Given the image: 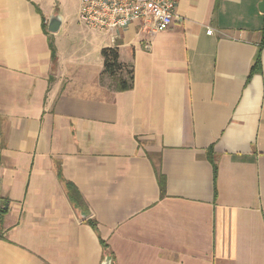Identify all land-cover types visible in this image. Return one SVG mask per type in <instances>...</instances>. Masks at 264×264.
Listing matches in <instances>:
<instances>
[{"label":"crops","instance_id":"crops-1","mask_svg":"<svg viewBox=\"0 0 264 264\" xmlns=\"http://www.w3.org/2000/svg\"><path fill=\"white\" fill-rule=\"evenodd\" d=\"M260 2L177 0L145 37L0 0V264H264Z\"/></svg>","mask_w":264,"mask_h":264},{"label":"built area","instance_id":"built-area-1","mask_svg":"<svg viewBox=\"0 0 264 264\" xmlns=\"http://www.w3.org/2000/svg\"><path fill=\"white\" fill-rule=\"evenodd\" d=\"M176 4L177 0H80L78 21L107 34L137 25L140 34L151 37L170 28Z\"/></svg>","mask_w":264,"mask_h":264},{"label":"trees","instance_id":"trees-1","mask_svg":"<svg viewBox=\"0 0 264 264\" xmlns=\"http://www.w3.org/2000/svg\"><path fill=\"white\" fill-rule=\"evenodd\" d=\"M101 56L104 63L103 74L112 79L113 89L116 91L132 89L134 86V66L121 60L119 48L116 46L104 47L101 50ZM161 186L163 187V183ZM75 198L76 201L80 202L78 197L75 196Z\"/></svg>","mask_w":264,"mask_h":264},{"label":"water","instance_id":"water-1","mask_svg":"<svg viewBox=\"0 0 264 264\" xmlns=\"http://www.w3.org/2000/svg\"><path fill=\"white\" fill-rule=\"evenodd\" d=\"M259 8L261 12L264 13V0H261ZM61 24H62V17L59 14H54L49 19L48 29L50 32L55 33L60 29ZM102 264H112V258L109 255H107L104 258Z\"/></svg>","mask_w":264,"mask_h":264}]
</instances>
